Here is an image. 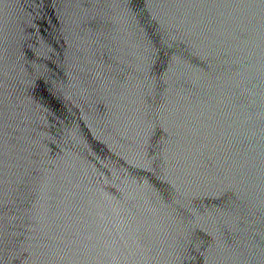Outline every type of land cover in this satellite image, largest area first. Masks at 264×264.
<instances>
[{"label": "water", "instance_id": "1", "mask_svg": "<svg viewBox=\"0 0 264 264\" xmlns=\"http://www.w3.org/2000/svg\"><path fill=\"white\" fill-rule=\"evenodd\" d=\"M0 264H264V0H0Z\"/></svg>", "mask_w": 264, "mask_h": 264}]
</instances>
